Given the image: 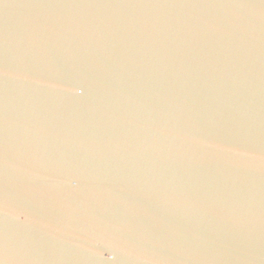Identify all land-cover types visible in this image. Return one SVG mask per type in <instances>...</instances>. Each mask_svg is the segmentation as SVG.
<instances>
[{"label": "water", "instance_id": "water-1", "mask_svg": "<svg viewBox=\"0 0 264 264\" xmlns=\"http://www.w3.org/2000/svg\"><path fill=\"white\" fill-rule=\"evenodd\" d=\"M0 264H264V0H0Z\"/></svg>", "mask_w": 264, "mask_h": 264}]
</instances>
